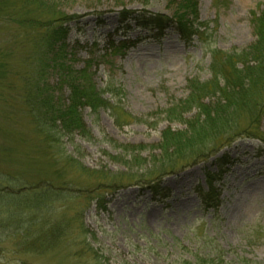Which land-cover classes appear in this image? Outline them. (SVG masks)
I'll return each mask as SVG.
<instances>
[{
	"label": "rangeland",
	"instance_id": "rangeland-1",
	"mask_svg": "<svg viewBox=\"0 0 264 264\" xmlns=\"http://www.w3.org/2000/svg\"><path fill=\"white\" fill-rule=\"evenodd\" d=\"M183 1L193 3L189 38L173 24L162 32L134 20L174 23ZM49 2L71 18L64 73L81 87L122 91L104 94L110 110L79 109L87 139L34 120L27 93L70 95L57 70H43L47 44L36 45L53 16L0 0V264H264V141L243 134L259 113L264 139V111L231 107L221 117L230 143L224 132L184 162L159 148L164 133L197 118L195 109L171 113L190 81L211 79V53L255 41L264 0ZM210 187L213 200L204 198Z\"/></svg>",
	"mask_w": 264,
	"mask_h": 264
},
{
	"label": "trees",
	"instance_id": "trees-1",
	"mask_svg": "<svg viewBox=\"0 0 264 264\" xmlns=\"http://www.w3.org/2000/svg\"><path fill=\"white\" fill-rule=\"evenodd\" d=\"M3 1H15L19 4L21 10L34 9L38 12L46 13V15L51 14L53 16V18L49 20V23L42 27V29L45 30L44 35L38 39L36 45L44 42V45L47 44V55H45L43 60V70L47 72H50L52 69L57 70V72L60 73V83L70 88V95L67 98V102H64L61 99L58 100L56 97H53L52 92L47 94L46 92L44 93L40 87H38L36 93H27L26 98L30 103L28 104V109L31 113L37 114L36 116L33 115L34 120L43 118L47 123L54 125L55 128L59 127V131L62 132L64 137L70 138L77 134L87 139L88 135L85 133L86 127L80 116L79 109L87 107L93 112H96L100 108H107L110 110V100L119 97L118 92H120L121 89L110 87L108 91L100 92L96 90L94 85L85 84L81 87L82 85L78 82L80 79L77 76L75 77L73 75V77H71L70 72L69 77V74L64 73V69L67 71L70 70L65 67L66 56L62 53V51L67 50V45L65 43L67 28L64 27L65 25H63V23L68 24L71 18H66V15L58 9L56 3L52 5L49 2L50 0ZM182 3L184 5L178 10L174 23L165 17L156 15L149 17L136 16L134 20H136L138 25L142 28H158L159 30L161 29L162 32L173 24L176 28L178 27V31L181 30L186 34V38H189L197 34L195 31L191 32L192 28L189 27V23L186 21V15L190 13V10H193V3L191 5L185 4L184 1ZM262 13H264V11H262L258 17L254 18V20L257 19V24L255 25V41L239 53L223 54L218 53V51L212 52L213 62L211 65V79L204 84L196 83L195 80L190 81V93L187 99L181 103L178 109L171 113L172 116H178L176 118L177 120L186 110L190 111L195 109L196 113H198L197 118L189 122L188 129L175 132L168 131L163 134V141L161 145H159V148L166 153L171 151L172 157L175 156L174 158H176L174 161L175 163L180 161L184 162L187 157L201 156L203 152L213 149L214 143L219 142L217 139L215 140L217 135L219 136L226 133L228 140L225 141V145H228L232 136L229 135V131L226 132L222 118L228 117L227 113L231 107L240 109L244 105H252L255 108L253 112L260 111L261 113L264 111V14ZM37 82L39 81L36 80V83ZM36 86H38V83ZM104 94H109L111 99H104ZM211 98L215 101L210 104L208 100ZM37 99L39 101L36 103ZM42 110H44L43 114ZM216 114L219 115V117H217L218 121H214V119L211 118V115L213 116ZM200 116L203 118L201 117L199 120ZM258 116L259 113H256L255 116L252 117L253 122L247 127V133L245 132L243 134H252L251 137L249 136L250 138H255L263 142L264 139L255 125L258 122ZM208 120H213L211 130L210 127L206 126ZM230 121L232 120H229L228 123H230ZM206 129L207 131L205 133H209L210 138H201L200 135L202 134L199 132H203ZM213 138L215 141L212 142V146H207L208 143L206 140L210 142ZM190 141H193L195 145L190 147ZM37 188L39 187H23L20 193H31ZM39 189L41 190V188ZM209 189V193H206L204 198L213 200L212 198H216L217 194L212 187ZM183 264L190 263L185 262ZM217 264L223 263L218 262Z\"/></svg>",
	"mask_w": 264,
	"mask_h": 264
}]
</instances>
